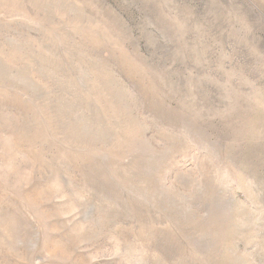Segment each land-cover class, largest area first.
Wrapping results in <instances>:
<instances>
[{"label":"rangeland","instance_id":"1","mask_svg":"<svg viewBox=\"0 0 264 264\" xmlns=\"http://www.w3.org/2000/svg\"><path fill=\"white\" fill-rule=\"evenodd\" d=\"M0 264H264V0H0Z\"/></svg>","mask_w":264,"mask_h":264}]
</instances>
